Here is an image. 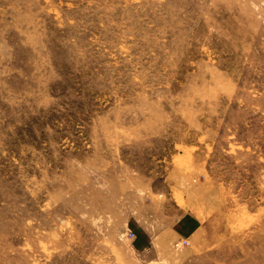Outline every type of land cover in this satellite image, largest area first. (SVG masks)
Listing matches in <instances>:
<instances>
[{
  "label": "rangeland",
  "instance_id": "rangeland-1",
  "mask_svg": "<svg viewBox=\"0 0 264 264\" xmlns=\"http://www.w3.org/2000/svg\"><path fill=\"white\" fill-rule=\"evenodd\" d=\"M0 264H264V0H0Z\"/></svg>",
  "mask_w": 264,
  "mask_h": 264
},
{
  "label": "crops",
  "instance_id": "crops-1",
  "mask_svg": "<svg viewBox=\"0 0 264 264\" xmlns=\"http://www.w3.org/2000/svg\"><path fill=\"white\" fill-rule=\"evenodd\" d=\"M136 245V247H138V248H140L141 246H142V244H143V238H139L137 241H136V243H135Z\"/></svg>",
  "mask_w": 264,
  "mask_h": 264
}]
</instances>
